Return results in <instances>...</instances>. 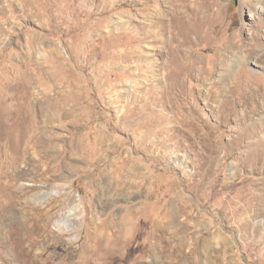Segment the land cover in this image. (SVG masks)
Segmentation results:
<instances>
[{"label":"rangeland","instance_id":"1","mask_svg":"<svg viewBox=\"0 0 264 264\" xmlns=\"http://www.w3.org/2000/svg\"><path fill=\"white\" fill-rule=\"evenodd\" d=\"M260 88L264 0H0V264H264Z\"/></svg>","mask_w":264,"mask_h":264},{"label":"bare ground","instance_id":"2","mask_svg":"<svg viewBox=\"0 0 264 264\" xmlns=\"http://www.w3.org/2000/svg\"><path fill=\"white\" fill-rule=\"evenodd\" d=\"M162 81V80H161ZM239 81V82H238ZM238 83H240V84H242L243 82L241 81V80H239L238 79ZM248 82V81H247ZM166 83V82H165ZM173 83V82H172ZM251 83V82H250ZM243 85V84H242ZM250 85V84H249ZM172 91L174 92V90H175V84H172ZM170 87V88H171ZM259 87V86H258ZM249 89H251V85L248 87ZM259 89V88H258ZM261 89H263V88H260V90ZM264 90V89H263ZM257 92H259V91H257ZM261 96H263L264 97V91H261V93H259ZM257 95V94H256ZM2 96H4V95H2ZM13 102V101H12ZM10 103H11V101H10V98L9 97H3V98H0V140H10V139H12V138H14V134L16 133V132H21L22 130H19V129H21V128H19L18 130H16V115H14L15 114V111L13 110V108L10 106ZM263 109H264V105H263ZM248 112H245V113H242V118H247L248 117ZM247 128H248V130L249 131H253L256 135L257 134H259V135H261V137H262V140H264V115L263 116H261V117H258V118H256V120H254V122L252 123V125L250 124V125H248L247 124ZM24 129H26V128H24ZM253 133V134H254ZM5 163V165H4V167H3V170H2V173H0V183H1V178H2V176L4 175V176H8L9 177V175H10V171H11V169H12V167L14 166V163L15 162H12V161H10V160H7V161H5L4 162ZM130 164H131V161L129 162ZM130 168L132 169V166H130ZM261 168V167H260ZM167 170V169H166ZM132 174H130V172H128V174H126V176H128V177H130ZM150 178V177H149ZM151 181H152V178H151ZM164 183V182H163ZM175 183V182H174ZM131 184H134L133 182H131ZM169 184V183H168ZM171 185V184H170ZM174 187V186H173ZM174 189V188H173ZM177 189V188H176ZM179 191V190H178ZM171 193V192H170ZM174 195V194H173ZM177 197V196H176ZM176 197H174L171 201H170V205H169V207L171 206L172 208L171 209H169L168 210V213H169V215H170V217L167 219V221H166V223L164 224L165 226L167 225V227L170 225V224H173V225H175L174 224V222H175V220H176V215H177V212L178 211H176V209L173 207V205H172V203H174V202H176V201H174V200H176L175 198ZM178 199V198H177ZM162 201H164L163 199H162ZM180 201V200H179ZM165 203V202H164ZM258 203V202H257ZM174 204H176V203H174ZM181 204V203H180ZM161 205V204H160ZM192 205V204H191ZM257 205V204H256ZM175 206V205H174ZM177 206V205H176ZM161 207V206H160ZM167 207V206H166ZM168 208V207H167ZM143 212V211H142ZM135 213H138L137 211L135 212ZM164 214V213H163ZM181 214V213H180ZM136 215V214H135ZM159 215V214H158ZM137 216V215H136ZM149 216H151V215H149ZM148 216V217H149ZM141 217V216H140ZM139 218V217H138ZM171 218V219H170ZM134 219V218H133ZM147 219H149V218H147ZM162 219V218H161ZM160 218H158V220L156 221V222H158L159 221V225H161V223H162V220H161ZM145 220V219H144ZM154 220V219H153ZM170 220H172L171 222L172 223H170L169 221ZM130 221H133V220H130ZM135 221V220H134ZM137 221V220H136ZM143 221V220H142ZM141 221V222H142ZM164 221V220H163ZM148 222V221H147ZM139 223V222H138ZM122 224V223H121ZM120 224V226H122ZM142 224V223H141ZM118 225V224H117ZM145 225V224H144ZM147 225V224H146ZM135 226V225H134ZM138 226V225H137ZM140 227V226H139ZM123 228V227H122ZM138 229V228H137ZM173 229V228H172ZM118 230H120V229H118ZM139 230V229H138ZM174 230V229H173ZM172 230V231H173ZM176 230H178V229H176ZM175 230V231H176ZM149 231H150V229H149ZM156 231V230H155ZM165 230H162V231H160L161 233H163ZM141 232V231H140ZM177 232V231H176ZM155 233V232H154ZM157 233V232H156ZM173 233V232H172ZM139 234V233H138ZM159 234V233H158ZM142 235V234H141ZM157 235V234H156ZM177 235V234H176ZM103 236V235H102ZM124 237H126L125 235H124ZM141 237V236H140ZM136 238V237H135ZM139 239V238H138ZM141 239V238H140ZM108 240H110V239H108ZM116 240V239H115ZM142 240V239H141ZM162 240V239H161ZM172 240V239H171ZM132 241V240H131ZM131 241H130V243H131ZM127 242V241H126ZM133 242V241H132ZM139 244V243H138ZM142 244V243H141ZM115 245V244H114ZM129 245V244H128ZM146 245V244H145ZM157 245V244H156ZM127 246V245H126ZM137 247H138V245H137ZM131 248H132V246H131ZM131 248H130V250H131ZM143 248V247H142ZM126 249V248H125ZM128 251H129V249H127ZM132 250H133V248H132ZM131 250V251H132ZM145 250H146V248H145ZM141 251V250H140ZM140 251H138V252H140ZM135 252V251H134ZM129 253V252H128ZM133 253V252H132ZM136 253V252H135ZM143 253V252H142Z\"/></svg>","mask_w":264,"mask_h":264}]
</instances>
